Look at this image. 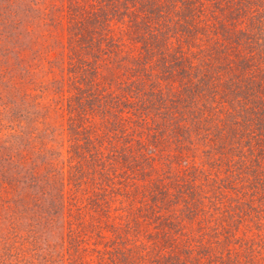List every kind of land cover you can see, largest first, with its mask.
Returning <instances> with one entry per match:
<instances>
[{"label": "trees", "instance_id": "16d2710c", "mask_svg": "<svg viewBox=\"0 0 264 264\" xmlns=\"http://www.w3.org/2000/svg\"><path fill=\"white\" fill-rule=\"evenodd\" d=\"M38 1L0 0V47ZM51 7L66 154L46 148L49 164L41 150L46 189L36 170L25 182L45 209L42 193L17 198L22 178L0 181L11 209L39 208L45 246H66L67 264H264V0Z\"/></svg>", "mask_w": 264, "mask_h": 264}, {"label": "rangeland", "instance_id": "374dc122", "mask_svg": "<svg viewBox=\"0 0 264 264\" xmlns=\"http://www.w3.org/2000/svg\"><path fill=\"white\" fill-rule=\"evenodd\" d=\"M61 1L44 0L42 4L39 0L38 4L34 5L37 9L27 12L23 10L27 8L26 3H23L17 12L19 23L16 27L14 43L4 40L2 48L0 47V181L22 178L14 186L17 198L25 191L31 193L32 203L33 196L38 197L42 193L40 198L38 197L42 209H45L47 202L43 194L45 192L41 189L38 192V187L33 183L31 188H27L25 182L36 170L41 175V185L46 189L49 185L46 178H49L50 174L44 175L40 167L41 150L47 152L46 162L49 164L54 155L59 158V154H66L64 118L54 105L57 95L54 94L53 89L54 81L61 76L56 62L60 52L57 42L61 37L59 29L47 25L48 17L43 15L53 12L51 6L60 5ZM43 7H46L45 12L42 10ZM46 148L54 155H50ZM9 153L14 154V158H8ZM1 187L0 237L3 241L2 239L0 241V250L3 248V242L4 248L7 249L3 260L5 263L1 261L0 264H10L11 259L15 262L21 255L23 264H35L36 261L41 260L39 256H52L53 264H67L66 246L62 244V247H58L59 252L54 254L45 246L46 241L43 237L46 236L47 231L44 227L47 222L40 209L34 207L30 214L33 212L35 216L29 219V211L21 213V205L16 203L15 212L11 209L12 202L9 200V197H15V192L9 191L7 186ZM20 229L21 232L24 231V235L29 236L28 241L19 239L17 232ZM59 236H62V239L65 237V229L61 228L57 233V237ZM6 237L9 238L10 243L5 242ZM50 239L57 244L60 240L56 237ZM23 242H25L24 246L21 244ZM13 244L19 247L16 254L11 247Z\"/></svg>", "mask_w": 264, "mask_h": 264}]
</instances>
